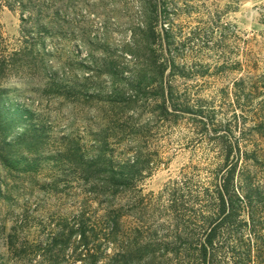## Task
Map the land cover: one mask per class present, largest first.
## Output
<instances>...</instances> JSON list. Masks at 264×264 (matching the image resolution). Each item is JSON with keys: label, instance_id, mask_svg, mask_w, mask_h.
I'll return each mask as SVG.
<instances>
[{"label": "rangeland", "instance_id": "rangeland-1", "mask_svg": "<svg viewBox=\"0 0 264 264\" xmlns=\"http://www.w3.org/2000/svg\"><path fill=\"white\" fill-rule=\"evenodd\" d=\"M0 116V264H201L227 170L264 190V0H0ZM101 148L132 189L65 158Z\"/></svg>", "mask_w": 264, "mask_h": 264}, {"label": "trees", "instance_id": "trees-1", "mask_svg": "<svg viewBox=\"0 0 264 264\" xmlns=\"http://www.w3.org/2000/svg\"><path fill=\"white\" fill-rule=\"evenodd\" d=\"M9 10H13L11 4H7ZM152 40V32L146 35ZM107 72L114 74L113 66L109 65ZM136 90L137 86H135ZM112 94L118 95L115 91ZM159 112L167 116L168 111L164 104L159 105ZM7 123H4L0 116V134L9 130ZM30 144V136L26 138ZM16 144L1 141L0 159L8 160L12 151H9ZM65 156V155H63ZM62 156V157H63ZM65 157L73 166L76 174L84 181L99 186L101 194L108 193L114 196L122 190H129L135 186L136 180L141 176L145 168V160L135 156L125 161L118 168H114L113 160L107 157L101 148L95 155L85 157L82 154ZM72 158V159H70ZM242 186L234 181V170L229 169L224 176L221 185L214 193L215 219L206 217L208 224L203 238L198 242L195 249L193 243H189V249L194 252L201 264H264V219L258 216V211L264 209V190L256 184L251 187L247 183ZM117 221L112 222L110 229H116ZM78 234L83 241L86 239V229L82 220L74 227L72 234ZM137 249L126 251L123 254L116 253L111 264H134L138 258ZM91 256V255H90ZM88 256V257H90ZM92 263L94 257L91 256Z\"/></svg>", "mask_w": 264, "mask_h": 264}]
</instances>
